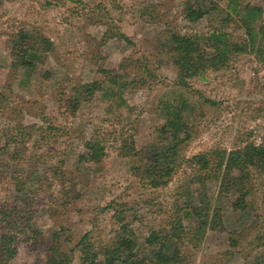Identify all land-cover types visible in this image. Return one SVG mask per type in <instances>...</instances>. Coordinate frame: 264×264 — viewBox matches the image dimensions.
I'll use <instances>...</instances> for the list:
<instances>
[{"label": "rangeland", "instance_id": "374dc122", "mask_svg": "<svg viewBox=\"0 0 264 264\" xmlns=\"http://www.w3.org/2000/svg\"><path fill=\"white\" fill-rule=\"evenodd\" d=\"M252 1L264 9V0ZM209 7L208 0H0V264H48L51 231L60 230L68 247L85 233L97 245L110 242L125 222L142 247L140 255L149 259L145 240L153 228L173 227L191 168L184 162L166 185L144 186L130 172L120 147L130 139L138 149L158 145V127L167 112L161 104L174 103L179 95L193 108L192 138L181 150L185 157L246 142L264 148V63L253 52L237 54L226 66L208 70L204 78L192 77L188 88H181L175 67L160 51L169 31L203 33L215 24V14L205 13ZM189 10L195 11L192 18ZM23 25L40 28L53 43L49 64L34 68L26 84L10 62L13 33ZM234 36L242 38V28ZM101 69L140 80L123 90L130 108L106 110L109 101L101 90L74 114L64 111L58 93L76 82L106 83ZM33 122L46 127L41 134L1 149L9 133ZM91 135L104 145L98 163L86 159ZM17 166L24 169L13 173L25 179L24 188L32 191L25 195L32 198L14 213L9 175ZM209 183L205 194L215 197L217 184ZM212 204L220 207L222 228L204 231L195 246L188 235L182 237L180 264L250 263L259 241L256 230L264 223L263 206L252 212L256 225L233 229L228 198L220 196ZM7 213L10 218L4 220ZM183 225L190 230L196 223L184 220ZM3 233H8L7 248ZM73 255L72 264H78V247Z\"/></svg>", "mask_w": 264, "mask_h": 264}, {"label": "trees", "instance_id": "16d2710c", "mask_svg": "<svg viewBox=\"0 0 264 264\" xmlns=\"http://www.w3.org/2000/svg\"><path fill=\"white\" fill-rule=\"evenodd\" d=\"M208 1L210 7L205 13L215 14V17L213 16L215 24L207 31L183 34L169 31L160 41V51L175 67V83L181 88H188V80L192 77L204 78L208 70L221 69L240 53L253 52L259 61L264 63V9L261 5L252 0ZM194 14V10H189L187 16L192 18ZM239 28L243 30L242 38L234 36V30ZM13 38L16 43L10 62L13 67L20 69L21 84H26L32 77L34 68L49 64V52L53 48V43L40 28L30 25L19 27L13 33ZM101 73L106 83L98 79L76 82L71 84L66 92L63 89L58 93L64 111L74 114L80 103L90 101L94 94L101 90L102 95L109 101L106 110L116 112L121 107L130 108L123 96V90L140 80L130 78L121 71L101 69ZM43 74L48 76L49 71ZM180 97L181 95L177 96L174 103L161 104L167 112L164 121L158 127L161 130L159 133L161 142H158V145L151 150L145 147L138 149L130 139L120 147L121 154L129 163L130 172L144 186L166 185L172 174L184 162L191 168L184 197L175 210L181 214L173 221V227L153 228L145 240V244H148L145 252L150 258H142L143 255H140L142 247L138 245L131 228L125 222L110 242L97 245H94L88 233H85L75 245L68 247L69 241L60 230L51 231L49 236L54 245L52 253L47 257L48 264H72L75 247H78L79 251L78 264H146L148 261L151 264H180L178 241L182 237L187 240L188 235L189 243L195 246L204 231L222 228L220 207L212 204L220 196L227 197L229 201L233 220L229 227L234 229L237 224L256 225L250 218L259 204L264 208V148L246 142L243 146L230 150L210 149L185 157L181 150L192 138L189 116L193 108L187 100ZM45 128L37 122L22 123L9 133V142L2 145L1 149L10 147L13 142L18 144L27 140L35 132L41 134ZM89 139L91 146L86 153V159L98 163L104 156V145L95 135H91ZM36 140L38 139H34L33 142ZM16 157L15 153L10 159ZM10 159L6 161L7 168ZM232 167H236L237 171L230 172ZM18 169L24 167L17 166L11 169L9 175L13 179L15 190L14 206L10 209L14 213L19 212L21 205L27 206L28 200L32 198L31 194L25 195L32 192L24 188L25 179H20L13 173ZM10 182L8 181V184ZM209 182L217 184L215 197L205 194ZM197 187L201 190L196 191ZM2 217L7 220L10 213L3 214ZM184 220L194 221L195 227L185 230ZM6 234L8 233H3L2 238L7 248L9 238H6ZM254 237L259 241L255 244L252 260L250 263L244 261L243 264H264V223L259 225Z\"/></svg>", "mask_w": 264, "mask_h": 264}, {"label": "built area", "instance_id": "2783aa9c", "mask_svg": "<svg viewBox=\"0 0 264 264\" xmlns=\"http://www.w3.org/2000/svg\"><path fill=\"white\" fill-rule=\"evenodd\" d=\"M261 124L264 126V118L261 120ZM255 144V143H254ZM258 145V144H256ZM260 146V145H259Z\"/></svg>", "mask_w": 264, "mask_h": 264}]
</instances>
